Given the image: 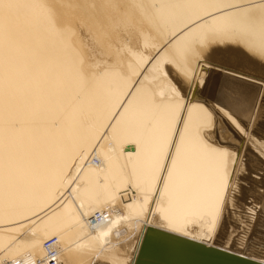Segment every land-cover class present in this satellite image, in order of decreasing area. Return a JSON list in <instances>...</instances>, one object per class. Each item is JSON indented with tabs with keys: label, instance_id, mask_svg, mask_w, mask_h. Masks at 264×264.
Masks as SVG:
<instances>
[{
	"label": "bare ground",
	"instance_id": "6f19581e",
	"mask_svg": "<svg viewBox=\"0 0 264 264\" xmlns=\"http://www.w3.org/2000/svg\"><path fill=\"white\" fill-rule=\"evenodd\" d=\"M43 2L0 0V264L32 263L52 236L62 263L133 264L144 235L164 264L215 261L198 244L264 264V0H66L81 6L68 42ZM201 32L223 42L172 60ZM73 43L100 53L87 76ZM178 129L165 186L156 147Z\"/></svg>",
	"mask_w": 264,
	"mask_h": 264
},
{
	"label": "snow or ice",
	"instance_id": "6c2138e0",
	"mask_svg": "<svg viewBox=\"0 0 264 264\" xmlns=\"http://www.w3.org/2000/svg\"><path fill=\"white\" fill-rule=\"evenodd\" d=\"M72 6L73 5L67 3L66 0H44L41 4V7L46 12L49 28L64 37L66 42L72 39L78 27V24L66 18L64 14V9ZM202 6L208 9H215L216 11L232 9L237 12L244 11L246 7H255V5L251 4L245 5L241 3L240 0H233L231 3H223L222 0H208V2ZM259 7L262 10L261 23L264 25V5H260ZM209 15H211V12H209ZM222 42V40H216L210 37L208 32H201L199 34L194 33L184 41L173 54L172 60H177V57H182L185 63H189L193 59H198L200 56L206 55L214 44H220ZM72 54L76 60V67L81 75L87 76L94 66L98 67V65H94V60L100 53L97 52L94 47H90L86 43H73ZM259 59L261 63L264 64V44H262L260 48ZM169 62H171V60ZM177 62L179 61L177 60ZM157 70L159 71V69ZM224 107H227V105L221 106V102L217 101V109L220 112H223ZM224 116H227L228 119L231 120V116H229L227 112H224ZM232 123L236 128H240L236 121H232ZM240 130L242 132L244 131V129ZM177 134L179 136L178 141H170L167 135L161 136L156 147L154 164L162 173L160 179L164 181L165 186H167L168 179L172 177L177 161L182 154L186 129L185 131H180L178 129ZM173 148L175 152L172 151ZM163 173H167V177H165ZM57 261L58 256L53 254L50 259V264H56Z\"/></svg>",
	"mask_w": 264,
	"mask_h": 264
},
{
	"label": "water",
	"instance_id": "95a60500",
	"mask_svg": "<svg viewBox=\"0 0 264 264\" xmlns=\"http://www.w3.org/2000/svg\"><path fill=\"white\" fill-rule=\"evenodd\" d=\"M193 98V96H192ZM148 244V238L144 235L139 250L136 254L135 261L133 264H164L159 261H155L153 258L145 257L142 253ZM198 250L210 257L216 255L215 261H211L209 264H263L252 260L244 256H238L232 252L221 250L217 247H208L198 244Z\"/></svg>",
	"mask_w": 264,
	"mask_h": 264
},
{
	"label": "built area",
	"instance_id": "2783aa9c",
	"mask_svg": "<svg viewBox=\"0 0 264 264\" xmlns=\"http://www.w3.org/2000/svg\"><path fill=\"white\" fill-rule=\"evenodd\" d=\"M117 211L118 210L116 209V207L97 210L88 218L87 223L91 228L95 225L105 224L112 218L114 213H117ZM42 249L43 255L30 264H50V259L53 254H56L58 256V261L56 262V264H66L62 263V261L60 260L61 249L58 238L56 236L44 239L42 242Z\"/></svg>",
	"mask_w": 264,
	"mask_h": 264
},
{
	"label": "rangeland",
	"instance_id": "374dc122",
	"mask_svg": "<svg viewBox=\"0 0 264 264\" xmlns=\"http://www.w3.org/2000/svg\"><path fill=\"white\" fill-rule=\"evenodd\" d=\"M69 1L72 2L73 0H69ZM80 1H81V0H80ZM70 2H69V3H70ZM71 5H74V4H71ZM75 5L77 6V4H75ZM80 5H81V4H80ZM76 6H74V8H77V9H80V8H81V6H78V7H76ZM72 7H73V6H72ZM72 7H71V8L68 7V9H67V8L64 9V10H66V11H64V12H66L65 15H66L68 12H69L68 15L70 14V10L72 9ZM79 7H80V8H79ZM77 9H75L76 11H75V10L73 11V9L71 10V15H72V16L75 15V16L72 17L71 15H69V16L66 15V17L68 16V17H67L68 19H71V20L73 19L72 21L79 25V24H80L79 22H80V20H81V16H80V15H81V14H80V13H81V9H80V11H79V10L77 11ZM67 10H68V11H67ZM72 13H74V14H72ZM76 13H77V14H76ZM78 14H79V17H78ZM69 17H70V18H69ZM76 17H77V18H76ZM78 18H79V19H78ZM77 19L79 20V22H77V21H78ZM80 26H81V25H80ZM80 26L77 27V30H79V31H81V29H80L81 27H80ZM79 31H78V32H79ZM78 35L81 36V33H78ZM216 69L219 70L218 67H216Z\"/></svg>",
	"mask_w": 264,
	"mask_h": 264
}]
</instances>
